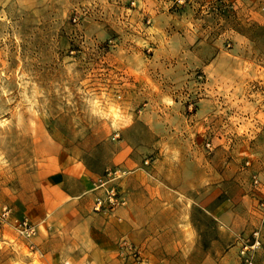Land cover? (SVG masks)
Returning a JSON list of instances; mask_svg holds the SVG:
<instances>
[{"label":"rangeland","instance_id":"rangeland-1","mask_svg":"<svg viewBox=\"0 0 264 264\" xmlns=\"http://www.w3.org/2000/svg\"><path fill=\"white\" fill-rule=\"evenodd\" d=\"M61 159L130 172L126 201L135 173L175 177L179 224L151 257L120 237L117 264L137 262L121 240L140 264H264V0H0V264H43L13 207Z\"/></svg>","mask_w":264,"mask_h":264},{"label":"crops","instance_id":"crops-1","mask_svg":"<svg viewBox=\"0 0 264 264\" xmlns=\"http://www.w3.org/2000/svg\"><path fill=\"white\" fill-rule=\"evenodd\" d=\"M69 161L61 159L51 171L39 174L31 191L14 203L16 218L25 216L38 225L37 236L25 243L32 244L30 253L38 254L43 264H117L115 245L122 236L139 242L150 256L149 246L164 244L161 231L179 224L175 200H166L176 194L175 177L135 173L125 184L126 205L107 217L93 212L95 198L101 194L93 190L97 174L82 163ZM207 181L200 175L182 189L197 190ZM220 214L222 220L228 212ZM187 244L195 246L196 238L185 240L180 233L176 245ZM176 255L192 258L197 254ZM201 256L198 264H240L234 251Z\"/></svg>","mask_w":264,"mask_h":264},{"label":"built area","instance_id":"built-area-1","mask_svg":"<svg viewBox=\"0 0 264 264\" xmlns=\"http://www.w3.org/2000/svg\"><path fill=\"white\" fill-rule=\"evenodd\" d=\"M75 21L76 19L73 18V22ZM129 173L130 172L120 168L112 169L108 170L103 176L97 178L94 181L93 190H98L101 192V194L95 198L93 206L94 212H113L116 208L125 205V194L120 186V181ZM253 181L254 183H257L256 178H254ZM11 216H13L12 209L6 204H0V225L7 226L10 224ZM12 227L18 236L27 240L33 238L38 230L37 224L30 221L25 216L14 219L12 222ZM119 245L121 250L130 252L134 257L137 258V262L134 264H140L138 262V252H136L135 248H133L129 242L126 240H121ZM246 249L247 247H244L241 251L244 264H254L252 257L245 254Z\"/></svg>","mask_w":264,"mask_h":264}]
</instances>
